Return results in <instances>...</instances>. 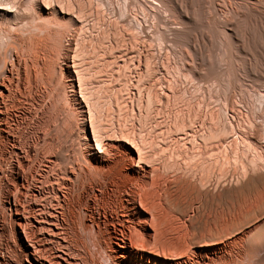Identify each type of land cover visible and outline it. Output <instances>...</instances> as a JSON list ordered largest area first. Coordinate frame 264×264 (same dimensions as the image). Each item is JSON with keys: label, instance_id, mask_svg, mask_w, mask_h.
Here are the masks:
<instances>
[{"label": "bare ground", "instance_id": "1", "mask_svg": "<svg viewBox=\"0 0 264 264\" xmlns=\"http://www.w3.org/2000/svg\"><path fill=\"white\" fill-rule=\"evenodd\" d=\"M191 4L0 0V264H242L264 252V92L235 77L221 95L202 85L219 60L202 52L210 36L190 34ZM213 12L225 57L252 38L238 35L242 18L260 27L264 0ZM167 214L192 255L147 249V226Z\"/></svg>", "mask_w": 264, "mask_h": 264}, {"label": "rangeland", "instance_id": "2", "mask_svg": "<svg viewBox=\"0 0 264 264\" xmlns=\"http://www.w3.org/2000/svg\"><path fill=\"white\" fill-rule=\"evenodd\" d=\"M227 1L228 0H191L192 4L190 11L193 19V28L190 31V34L191 36L194 37H198L201 33L210 36L211 42L209 44L206 43V47L202 49V52L204 56L206 55V57H208L209 61L219 60L218 62H210L212 64V69L214 71V74L211 75V78L204 80V82H202V85L204 87L210 85L212 87V90H210L211 92L217 95H221V93L223 94V91L224 93H229L231 90H233L232 86L234 84V77H235L238 80V82L236 81V83L241 91L249 94H257V93L260 94V92L263 93L264 92V18L263 20H261L262 22L260 27L259 25L256 27L257 23L255 24V21L252 17L248 16L242 18L237 25L238 32H240L238 35L241 36V38L242 37L245 38V36L246 38L247 36L248 38H250L249 36H252L253 38L254 36L252 34H254L256 37L258 35L257 38L258 41L257 39H255V41L259 43L255 42L256 46L254 47L252 45L254 44V38L253 39L247 38L249 41L247 40L244 41L243 43L239 41L238 48L237 47L234 48L233 46L230 45V47H228L227 51L224 54L225 57H223L222 53L220 52L222 50L220 49L221 47L219 44L221 35L216 29V26L212 23L213 22L212 17L214 15L213 8L215 7L219 8L220 6L225 5ZM233 1L239 2L242 0H233ZM241 38L239 37V40ZM251 39L253 41H251ZM183 50H186L185 46L181 47L180 52H182ZM246 62H257L259 65L257 69L258 71L255 72V74H251L247 76L243 75L240 69L244 65H246ZM202 91H206V89L205 90L203 89ZM169 175L165 176L167 180L170 177H172L171 175L170 176ZM171 219H174V217L171 216L170 214H167L164 223H162L160 227L147 226L148 229L147 249L157 253H160L161 250L164 249L169 254L171 253L170 254L171 256H176L179 253L192 255L191 248L187 247L186 240L188 236V230L186 225L180 219L175 218L174 221ZM7 236H8V240L10 238L9 242L11 240L14 242L13 243L11 241L10 243H12L17 248V251L20 252L22 250L23 252V247H21L22 245L20 244V242L16 240L17 238L14 236V234L12 232H8ZM178 248L184 249L183 250L184 252H180ZM236 249L239 250V246L230 247L228 249V252H231L233 254ZM16 253L14 252L13 254ZM262 253L264 254V252L261 251V253L260 252L258 253V256L256 255L251 256L250 259H248V261L243 256H240L241 259H239V261L241 260L242 264H247V263L252 264L254 262H255L254 264H258V263L263 264L264 261L260 262L263 260V258L261 260L260 257L264 256ZM5 255H4L5 258H10L12 256L11 254L10 255L7 254L9 257ZM96 259L102 261L97 256Z\"/></svg>", "mask_w": 264, "mask_h": 264}]
</instances>
